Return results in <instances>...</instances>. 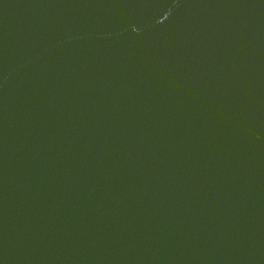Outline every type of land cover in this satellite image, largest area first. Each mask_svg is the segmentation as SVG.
Wrapping results in <instances>:
<instances>
[{
    "label": "water",
    "instance_id": "water-1",
    "mask_svg": "<svg viewBox=\"0 0 264 264\" xmlns=\"http://www.w3.org/2000/svg\"><path fill=\"white\" fill-rule=\"evenodd\" d=\"M0 264H264V0H0Z\"/></svg>",
    "mask_w": 264,
    "mask_h": 264
}]
</instances>
